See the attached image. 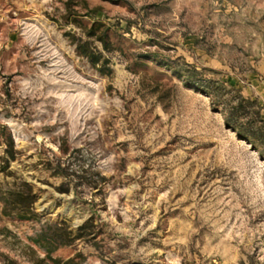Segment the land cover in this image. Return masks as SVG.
Masks as SVG:
<instances>
[{
	"label": "rangeland",
	"instance_id": "obj_1",
	"mask_svg": "<svg viewBox=\"0 0 264 264\" xmlns=\"http://www.w3.org/2000/svg\"><path fill=\"white\" fill-rule=\"evenodd\" d=\"M92 18L123 36L107 75L67 36ZM167 59L256 99L264 119V0H0V125L40 211L0 215V264H264V159ZM69 154L99 190L57 188ZM93 212V240L38 235Z\"/></svg>",
	"mask_w": 264,
	"mask_h": 264
},
{
	"label": "trees",
	"instance_id": "obj_2",
	"mask_svg": "<svg viewBox=\"0 0 264 264\" xmlns=\"http://www.w3.org/2000/svg\"><path fill=\"white\" fill-rule=\"evenodd\" d=\"M72 22L81 28L82 35L76 36L68 32L69 41L75 45L78 54L88 60L90 64L102 75L112 72L111 59L108 53L122 49V34H118L117 28L92 18L87 24L79 19ZM130 23L125 28L130 29ZM113 38L114 40H112ZM99 43L100 48L96 44ZM144 58L156 60L154 55H142ZM141 56V57H142ZM164 64L179 75L183 82L195 91L205 93L207 96L216 97V103L223 106L225 122L228 127L235 130L239 138L254 146L264 159V119L262 107L254 98L245 97L242 91L236 88L225 89L217 81L205 79L196 68L187 63L180 64L177 60H165ZM229 94V99H224V94ZM19 151L15 149L13 136L3 124L0 125V215L12 220H39L40 211L35 207L38 196V188L29 180L18 175L15 170L9 168L12 161L17 160ZM72 154L67 157V163L57 162L53 169V176H60L62 180L57 185L61 191H69L72 187L77 191L79 186L98 188V176L96 178L84 177L89 170L81 167L73 170L70 167ZM51 168V167H50ZM99 178H104L100 176ZM99 190V188H98ZM96 215L90 214L84 221L73 226L65 219L58 221H46L38 232L42 239H49L61 244H73L76 240H93L97 229Z\"/></svg>",
	"mask_w": 264,
	"mask_h": 264
}]
</instances>
